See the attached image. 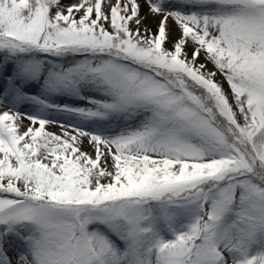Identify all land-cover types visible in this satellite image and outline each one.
Instances as JSON below:
<instances>
[{
    "label": "snow or ice",
    "instance_id": "snow-or-ice-1",
    "mask_svg": "<svg viewBox=\"0 0 264 264\" xmlns=\"http://www.w3.org/2000/svg\"><path fill=\"white\" fill-rule=\"evenodd\" d=\"M145 3L0 0V264H264V0Z\"/></svg>",
    "mask_w": 264,
    "mask_h": 264
},
{
    "label": "rangeland",
    "instance_id": "rangeland-1",
    "mask_svg": "<svg viewBox=\"0 0 264 264\" xmlns=\"http://www.w3.org/2000/svg\"><path fill=\"white\" fill-rule=\"evenodd\" d=\"M76 2H77V0H62V3L64 5L74 4ZM111 2L114 3L115 0H111ZM138 2L141 5L140 15H141V17H143L142 24L140 26L141 31L143 32V30L145 28H147V29L151 30V33L155 34L158 30V24H159L161 17L159 15H153L149 12L148 5L145 3V0H138ZM131 26L133 29H135V27H136L135 24H132ZM168 31H169V41L165 45V47L171 49L172 48V41L175 40L176 38H178V36H179V29L174 24V22L171 20L168 21ZM186 51L189 53V55H191L192 48H191L190 44L186 48ZM198 62H203V56H201L199 58ZM208 68H209V70H211L212 65L209 64ZM9 71H10V69H9ZM217 80L223 84V87L225 89L228 88V85L226 84V82H224L222 77H220L219 75L217 76ZM56 102L62 103V104H68L71 106H85L83 101H80L77 98L68 97V96L59 97V98H57ZM4 110H7V109L3 105H0V111H4ZM19 110L22 113H25V112L31 113L33 111L29 105H23L20 107ZM50 119L57 121V123H52V124H49L46 126V130L49 132H53V133H60V131H61L60 124L61 123L65 124V125L77 123V121L68 119L67 117H65L63 115H58L55 112L50 113ZM21 125H22L21 131H24L27 129L28 126H30V121H28L24 117H21ZM83 150L86 152H89L94 157V150L87 144L86 141L83 145ZM9 255L10 256L12 255L11 251L9 252Z\"/></svg>",
    "mask_w": 264,
    "mask_h": 264
}]
</instances>
